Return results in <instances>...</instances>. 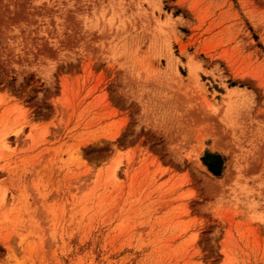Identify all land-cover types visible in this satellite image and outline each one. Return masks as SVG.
Here are the masks:
<instances>
[{
  "label": "rangeland",
  "instance_id": "rangeland-1",
  "mask_svg": "<svg viewBox=\"0 0 264 264\" xmlns=\"http://www.w3.org/2000/svg\"><path fill=\"white\" fill-rule=\"evenodd\" d=\"M0 264H264V0H0Z\"/></svg>",
  "mask_w": 264,
  "mask_h": 264
},
{
  "label": "trees",
  "instance_id": "trees-1",
  "mask_svg": "<svg viewBox=\"0 0 264 264\" xmlns=\"http://www.w3.org/2000/svg\"><path fill=\"white\" fill-rule=\"evenodd\" d=\"M208 157H213L214 160L211 161L208 159ZM218 162L221 166H222V159L220 156L218 155H214V154H209L207 156V158H204V163L208 166V168L213 171L216 174H219L220 171L218 169H216L217 167L215 166V163Z\"/></svg>",
  "mask_w": 264,
  "mask_h": 264
},
{
  "label": "bare ground",
  "instance_id": "bare-ground-1",
  "mask_svg": "<svg viewBox=\"0 0 264 264\" xmlns=\"http://www.w3.org/2000/svg\"><path fill=\"white\" fill-rule=\"evenodd\" d=\"M200 163V162H199ZM232 168V167H231ZM231 170V169H230ZM229 175V174H228Z\"/></svg>",
  "mask_w": 264,
  "mask_h": 264
}]
</instances>
